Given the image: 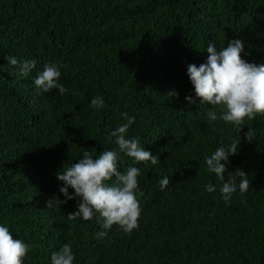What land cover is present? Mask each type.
Returning <instances> with one entry per match:
<instances>
[{
    "label": "trees",
    "instance_id": "16d2710c",
    "mask_svg": "<svg viewBox=\"0 0 264 264\" xmlns=\"http://www.w3.org/2000/svg\"><path fill=\"white\" fill-rule=\"evenodd\" d=\"M234 37L245 41V59L264 64V0H0V223L31 244L25 264H50L64 243L74 264H264V115L245 118L237 133L209 123L211 106L199 97L185 100L195 96L187 65L204 62L209 41L220 48ZM5 55L35 58L36 68L22 76ZM53 61L66 66L64 94L34 85ZM94 96L106 107L94 109ZM124 112L136 118L127 135L161 163L137 164L139 228L129 234L114 224L98 238L96 218L68 215L77 198L47 201L64 200L56 172L85 148L95 157L118 147L109 133L126 122ZM236 135L227 169L245 171L250 186L227 203L204 157ZM121 158L123 171L133 158ZM164 174L171 183L161 190ZM209 182L216 191L205 190Z\"/></svg>",
    "mask_w": 264,
    "mask_h": 264
},
{
    "label": "clouds",
    "instance_id": "9594fccd",
    "mask_svg": "<svg viewBox=\"0 0 264 264\" xmlns=\"http://www.w3.org/2000/svg\"><path fill=\"white\" fill-rule=\"evenodd\" d=\"M204 50L208 53L204 62L187 65V75L195 96L186 95L185 100L194 103L196 97H199L200 105L211 106L205 114L209 123L220 120L231 123L238 133L242 125L246 124L245 118L251 121L257 115H264V64L244 58L248 55L245 41L238 37L229 39L220 48L216 42L209 41ZM4 58L22 76H29L37 64L35 58L21 59L15 55H5ZM64 67L66 66L58 62H46L32 78L37 90L41 93L53 89H58L60 94L68 92L69 89L60 82ZM167 94L170 98L176 97L178 90L170 89ZM90 103L96 110L106 107L102 96L92 97ZM122 116L126 122L109 133L118 147L100 151L95 157L85 148L81 158L56 172L57 179L62 181L59 192L63 194L64 200L52 197L47 201L48 207H51L54 203L60 204L77 198L76 210L68 215L84 220L96 218L103 229L96 233L98 238L105 237L107 230L114 224L129 234L139 228L142 208L138 197L142 190L139 188L138 178L142 169L137 164L161 163L158 154L147 149L138 136L127 135L135 116L127 112L122 113ZM244 136L247 140H252L255 130L249 128ZM240 142V137L236 135L229 143H221L210 155L204 157L206 170L214 173L221 181L219 191L221 198L227 203L231 202L232 195L237 190L244 193L250 186L245 171L240 168L234 171L227 169L229 157L239 151ZM121 153L133 158L131 165L123 171L118 169V163L123 165ZM170 183V176L164 174L159 180L160 189L164 190ZM69 187L74 191L70 192ZM204 187L208 192L217 189L211 182ZM31 247L23 239L14 238L8 224L0 223V264H25L24 258ZM75 261L76 255L70 243H64L50 255V264H74Z\"/></svg>",
    "mask_w": 264,
    "mask_h": 264
}]
</instances>
